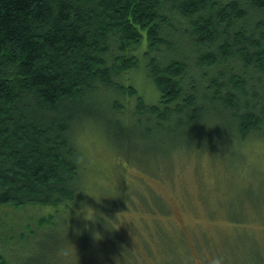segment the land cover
<instances>
[{
    "label": "trees",
    "instance_id": "1",
    "mask_svg": "<svg viewBox=\"0 0 264 264\" xmlns=\"http://www.w3.org/2000/svg\"><path fill=\"white\" fill-rule=\"evenodd\" d=\"M137 73L154 85L155 102L133 85ZM205 103L229 119L227 140L264 135V0H0V264H42L32 244L59 249L44 230L72 225L92 171L77 131L110 118L118 126L108 133L125 142L136 130H173L172 120L186 127ZM194 134L201 147L216 131ZM107 199L91 218L99 238L88 233L78 248L100 264H136L122 239L106 244L130 194ZM29 208L53 213L22 231L16 214ZM254 250L236 252L235 264H264Z\"/></svg>",
    "mask_w": 264,
    "mask_h": 264
},
{
    "label": "rangeland",
    "instance_id": "2",
    "mask_svg": "<svg viewBox=\"0 0 264 264\" xmlns=\"http://www.w3.org/2000/svg\"><path fill=\"white\" fill-rule=\"evenodd\" d=\"M131 79L145 101H156L158 95L150 80L141 73ZM228 124L225 116H214L213 104L205 103L196 121L186 127L177 129L172 120L173 130H153L147 137L136 130L125 142L109 134L118 126L110 118L98 124V129L91 124L90 133L87 127L81 134L77 131L92 171L88 172L83 205L69 217L75 227L67 221L55 222L53 228L44 230L43 239L50 234L59 238V249L51 255L50 249H43L46 244H32L31 253L42 264H100L101 255L91 256L89 247L82 250L78 246L83 236L95 235L92 216L104 211L107 198L119 194H130L132 205L118 214L113 229L118 233L106 244L122 239L120 244H126L137 258L136 264H235L236 252L252 255L255 247L264 252V135L255 133L236 143L223 137L233 135V126L229 129ZM103 125L107 133L101 129ZM206 128L216 134L196 147L194 132ZM155 157L168 165L164 171L152 168ZM128 163L150 169L156 177L142 174ZM97 193L104 195L98 198ZM51 213L53 209L29 208L18 212L16 220L22 231L25 226L32 231ZM124 260L132 261L131 255L127 253Z\"/></svg>",
    "mask_w": 264,
    "mask_h": 264
},
{
    "label": "clouds",
    "instance_id": "3",
    "mask_svg": "<svg viewBox=\"0 0 264 264\" xmlns=\"http://www.w3.org/2000/svg\"><path fill=\"white\" fill-rule=\"evenodd\" d=\"M96 195L98 198H101V197H103L104 194L103 193H97ZM113 195H115V193H113ZM96 236H97V238H99L100 235H96Z\"/></svg>",
    "mask_w": 264,
    "mask_h": 264
},
{
    "label": "bare ground",
    "instance_id": "4",
    "mask_svg": "<svg viewBox=\"0 0 264 264\" xmlns=\"http://www.w3.org/2000/svg\"><path fill=\"white\" fill-rule=\"evenodd\" d=\"M63 208H64V206H63Z\"/></svg>",
    "mask_w": 264,
    "mask_h": 264
}]
</instances>
